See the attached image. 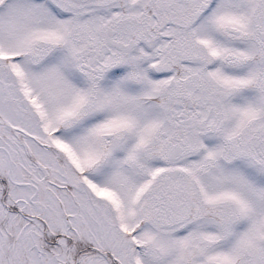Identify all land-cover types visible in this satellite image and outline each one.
<instances>
[{"label": "snow or ice", "instance_id": "1", "mask_svg": "<svg viewBox=\"0 0 264 264\" xmlns=\"http://www.w3.org/2000/svg\"><path fill=\"white\" fill-rule=\"evenodd\" d=\"M0 264H264V0H0Z\"/></svg>", "mask_w": 264, "mask_h": 264}]
</instances>
